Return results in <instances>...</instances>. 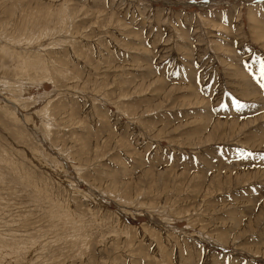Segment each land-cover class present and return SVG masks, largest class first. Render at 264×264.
<instances>
[{
	"label": "rangeland",
	"instance_id": "374dc122",
	"mask_svg": "<svg viewBox=\"0 0 264 264\" xmlns=\"http://www.w3.org/2000/svg\"><path fill=\"white\" fill-rule=\"evenodd\" d=\"M262 60L264 0H0V264H264Z\"/></svg>",
	"mask_w": 264,
	"mask_h": 264
},
{
	"label": "snow or ice",
	"instance_id": "6c2138e0",
	"mask_svg": "<svg viewBox=\"0 0 264 264\" xmlns=\"http://www.w3.org/2000/svg\"><path fill=\"white\" fill-rule=\"evenodd\" d=\"M261 75L264 76V60L261 61ZM262 87H264V83L261 84ZM243 105L239 104L237 101V107H242Z\"/></svg>",
	"mask_w": 264,
	"mask_h": 264
}]
</instances>
